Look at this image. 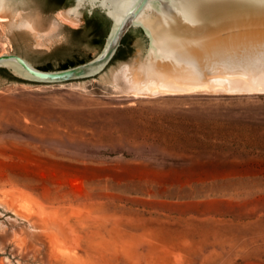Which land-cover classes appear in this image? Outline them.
<instances>
[{
  "label": "rangeland",
  "instance_id": "1",
  "mask_svg": "<svg viewBox=\"0 0 264 264\" xmlns=\"http://www.w3.org/2000/svg\"><path fill=\"white\" fill-rule=\"evenodd\" d=\"M8 2L56 26L38 48L0 21V54L36 66L93 58L111 25L85 5L63 22L75 0ZM148 46L134 27L101 73L70 82L0 67V129L20 133L0 135V264H264V92L118 89Z\"/></svg>",
  "mask_w": 264,
  "mask_h": 264
},
{
  "label": "bare ground",
  "instance_id": "2",
  "mask_svg": "<svg viewBox=\"0 0 264 264\" xmlns=\"http://www.w3.org/2000/svg\"><path fill=\"white\" fill-rule=\"evenodd\" d=\"M79 1V5L86 2ZM243 3L246 5L234 4L233 8L239 11L230 13L229 5L221 3L193 28L140 23L150 34L151 45L144 60L127 64L113 74L118 89L132 91L133 95L197 90L264 92V0ZM57 14L63 22L76 26L79 23V6L59 10ZM10 15L28 36L34 37L35 47L49 48L55 42L48 36L56 26L46 27L44 16L24 13L8 0H0V21ZM2 63L32 77L16 61Z\"/></svg>",
  "mask_w": 264,
  "mask_h": 264
},
{
  "label": "water",
  "instance_id": "3",
  "mask_svg": "<svg viewBox=\"0 0 264 264\" xmlns=\"http://www.w3.org/2000/svg\"><path fill=\"white\" fill-rule=\"evenodd\" d=\"M79 5L88 8L92 14L99 8L104 15L110 19L111 25L100 51L93 58L58 69H42L32 63L29 59L18 53L5 52L0 54V67H6L19 79L34 82H70L94 77L101 73L115 58L119 48L122 46L124 37L134 27H139L148 38L151 45V36L144 25L140 23L159 22L172 25L194 27L221 3L229 5L228 13L236 10V5H246L245 0H85ZM92 4V5H91ZM70 7V8H72ZM239 8V7H238ZM81 12V10H80ZM242 12V11H241ZM148 46V47H149ZM5 60L19 63L32 77H26L16 72L14 67L4 65Z\"/></svg>",
  "mask_w": 264,
  "mask_h": 264
},
{
  "label": "trees",
  "instance_id": "4",
  "mask_svg": "<svg viewBox=\"0 0 264 264\" xmlns=\"http://www.w3.org/2000/svg\"><path fill=\"white\" fill-rule=\"evenodd\" d=\"M57 1V4L56 6H61V5H65L67 0H56ZM79 30V29H78ZM101 31V27H97V30L95 32H100ZM128 37H129V33L124 37L123 39V42H122V46L119 48L116 56L120 53L121 49L124 48L125 45L128 44ZM104 43V41L102 42ZM103 45V44H102ZM84 61H81V62H78V63H82ZM76 62H73V61H70V62H63L62 65L60 66V68H65V67H68V66H71V65H75V64H78ZM39 68H42V69H52L51 65L49 64H46V65H41V66H38Z\"/></svg>",
  "mask_w": 264,
  "mask_h": 264
},
{
  "label": "crops",
  "instance_id": "5",
  "mask_svg": "<svg viewBox=\"0 0 264 264\" xmlns=\"http://www.w3.org/2000/svg\"><path fill=\"white\" fill-rule=\"evenodd\" d=\"M9 126V125H8ZM8 126H5L4 128H2V129H5V128H7ZM12 129H7V130H1L0 129V135L1 136H3V137H15V136H17V135H19L20 133L19 132H14L13 130V132L11 131Z\"/></svg>",
  "mask_w": 264,
  "mask_h": 264
}]
</instances>
